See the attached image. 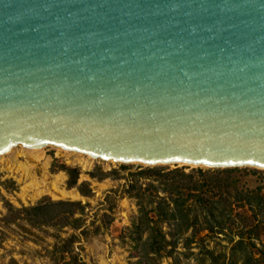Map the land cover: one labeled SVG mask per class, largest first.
Returning a JSON list of instances; mask_svg holds the SVG:
<instances>
[{
    "label": "water",
    "instance_id": "1",
    "mask_svg": "<svg viewBox=\"0 0 264 264\" xmlns=\"http://www.w3.org/2000/svg\"><path fill=\"white\" fill-rule=\"evenodd\" d=\"M264 170V0H0V154Z\"/></svg>",
    "mask_w": 264,
    "mask_h": 264
},
{
    "label": "rangeland",
    "instance_id": "2",
    "mask_svg": "<svg viewBox=\"0 0 264 264\" xmlns=\"http://www.w3.org/2000/svg\"><path fill=\"white\" fill-rule=\"evenodd\" d=\"M20 161L50 186L63 175L62 187L79 197L33 198L8 155L0 158V264H264L263 169L81 162L51 146L41 161ZM66 168L76 169L77 185ZM48 202L80 206L27 212Z\"/></svg>",
    "mask_w": 264,
    "mask_h": 264
},
{
    "label": "bare ground",
    "instance_id": "3",
    "mask_svg": "<svg viewBox=\"0 0 264 264\" xmlns=\"http://www.w3.org/2000/svg\"><path fill=\"white\" fill-rule=\"evenodd\" d=\"M54 147V146H51ZM22 151H19V147L14 148L9 153L6 154H0V158H4V155H8L11 166L10 170L12 173H18L21 174L26 180H28V183L25 186L26 192L32 193L33 198H39L48 192L53 197H58V195L64 197V198H78L79 195L77 193H73L72 191H68L62 187L63 185V175H60L52 184L51 186L47 183L46 177L42 181H40L33 173H32V165H29L27 163H24L20 161V157L25 154H31L36 160L41 161L44 158V148H30V147H23ZM58 151L65 152L67 156H70L72 154H75L79 156V161L85 162L86 159H97L96 157L85 155L83 153H78L75 151H71L69 149H64L62 147H55ZM19 151V152H18ZM44 163L45 170L47 171L49 160H45ZM114 162V161H112Z\"/></svg>",
    "mask_w": 264,
    "mask_h": 264
},
{
    "label": "trees",
    "instance_id": "4",
    "mask_svg": "<svg viewBox=\"0 0 264 264\" xmlns=\"http://www.w3.org/2000/svg\"><path fill=\"white\" fill-rule=\"evenodd\" d=\"M66 170L71 175V183H70V185L71 186L77 185V181H78L77 179L78 178H77V176L75 174L77 172L76 169L66 168ZM231 171L232 170H228L226 172H231ZM201 187H202L201 185H196V186L193 187V189L194 190H199V189H201ZM224 199H226V198H224ZM244 200L249 204L251 202V196L250 197L246 196ZM177 205H178V207L182 206V205H179V204H177ZM79 206H80L79 204L69 203V202H48V203L40 204L37 207H34L32 209H29V210H27V212L31 213V212L34 211V212H38V213H40V212L43 213L44 212V214H46V213L49 214V212L51 210H56V209H60V208H64V207H67V208L72 210L73 208H76V207H79ZM205 206H206V208H209L210 204H206ZM179 211L181 213L182 210L179 209ZM180 215L184 216L183 214H180ZM182 216H181V218H182L181 219V218H178L176 215H173L172 220L178 227L183 225V224L184 225L186 224L185 223V217H182ZM216 222H218V221H216ZM190 225L191 224L189 223V225H187V226H190ZM216 227H221V223H218V224L214 225L211 228H216ZM156 239H157V241L155 242V245H157V242H159V237L157 236ZM152 246H153V248H155V250L158 249L157 252L162 249L161 246L160 247H155L154 245H152Z\"/></svg>",
    "mask_w": 264,
    "mask_h": 264
}]
</instances>
